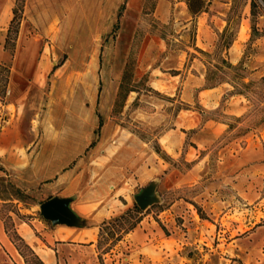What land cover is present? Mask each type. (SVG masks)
Returning a JSON list of instances; mask_svg holds the SVG:
<instances>
[{
    "label": "rangeland",
    "instance_id": "obj_1",
    "mask_svg": "<svg viewBox=\"0 0 264 264\" xmlns=\"http://www.w3.org/2000/svg\"><path fill=\"white\" fill-rule=\"evenodd\" d=\"M263 123L261 0H211L196 18L183 0H0V230L14 212L50 226L39 206L69 198L102 247L148 213L177 231L176 264H264ZM151 180L162 201L142 212ZM219 186L234 204L208 203ZM3 231L0 264H23Z\"/></svg>",
    "mask_w": 264,
    "mask_h": 264
},
{
    "label": "crops",
    "instance_id": "obj_2",
    "mask_svg": "<svg viewBox=\"0 0 264 264\" xmlns=\"http://www.w3.org/2000/svg\"><path fill=\"white\" fill-rule=\"evenodd\" d=\"M260 138L264 139V123L260 126ZM211 197L208 203H212L214 207L217 206L218 208L234 204L237 200V194L221 186H219L218 191H213ZM182 206L180 201H175L170 205L169 209L162 211L160 214L167 211L171 214V210L174 208L179 209ZM114 211L107 217L121 213L117 207ZM211 211H214V209H211ZM150 216L151 214L148 213L142 216L136 226L128 233L122 235L121 239L116 241L109 251L101 253L104 264H163V261H171L173 259H169V255L164 257L163 253H168V249L172 245L170 237L175 236L177 231L168 237L165 236L161 229H158L157 222L153 219L150 220ZM13 221L17 233L44 264H100L98 259L100 251L98 249V241L101 239L99 236L100 223L91 222L86 225L80 224L77 227H70L65 224L47 226L44 221L38 218H32L29 223L23 220ZM250 223L244 224L246 232L251 229ZM2 231L3 229L1 228L0 232ZM251 234L249 232L248 236H251ZM127 240L129 244L136 248V251L135 253L132 252L128 257H120L119 246L120 244H125ZM237 240L234 239L233 242ZM238 251L239 248H234V252ZM126 259L128 261L124 262ZM166 264L176 263L172 260L171 262H166Z\"/></svg>",
    "mask_w": 264,
    "mask_h": 264
},
{
    "label": "trees",
    "instance_id": "obj_3",
    "mask_svg": "<svg viewBox=\"0 0 264 264\" xmlns=\"http://www.w3.org/2000/svg\"><path fill=\"white\" fill-rule=\"evenodd\" d=\"M183 1L186 4L187 12L191 18H196L201 13L207 12L208 8L210 6V3H211V0H183ZM261 1L264 4V0H261ZM123 8L124 7L122 5L118 11V14H117L118 19L120 18L121 14L123 12ZM117 29H118V25L116 24V26H114L113 30L116 31ZM226 65L228 68L232 67V66H230L229 63H227ZM239 67H241L243 70H245L243 63H240ZM55 68H56V66H53L51 71H53ZM126 68H127V66H126ZM211 71H212V69L209 66H207L206 80L208 79L207 77L211 73ZM125 76H126V71L124 72V74L122 76V82L120 84V91H123V89H124ZM100 127H101V122L98 123L97 131L100 129ZM94 143H95V141H92L89 146L90 147L93 146ZM15 191L18 194V197H20L19 196L20 191L18 189H15ZM194 205L196 207L198 214H200V217H202V218L206 217L205 214L202 212V210L196 204H194ZM14 214L19 219H21V220L23 219V216H21L18 212H14ZM9 220H11V217L9 215H7L6 219L3 222L4 232L8 236V238L10 239L11 243L13 244L14 248L16 249V251L18 252L20 257L22 258L24 264H44L41 261V259L35 254V252L31 249V247L27 243H25L23 238L17 233L13 223L12 222H10V224L8 223ZM139 221H140V218H137L136 220L130 222L128 224V226L122 230L121 234H126L129 231H131ZM120 239H121V236H116V238L112 242H110L107 246H104V247H102L101 241H98V249L100 250L99 254H98V259H99L100 264H104L101 253L109 251L113 247V245L116 243V241H118Z\"/></svg>",
    "mask_w": 264,
    "mask_h": 264
},
{
    "label": "water",
    "instance_id": "obj_4",
    "mask_svg": "<svg viewBox=\"0 0 264 264\" xmlns=\"http://www.w3.org/2000/svg\"><path fill=\"white\" fill-rule=\"evenodd\" d=\"M158 184L159 181L152 180L133 196L136 205L142 212L161 203L162 200L157 193ZM70 202L69 198L53 197L48 199L39 206V215L53 226L65 224L70 227H77L80 223L70 208Z\"/></svg>",
    "mask_w": 264,
    "mask_h": 264
},
{
    "label": "bare ground",
    "instance_id": "obj_5",
    "mask_svg": "<svg viewBox=\"0 0 264 264\" xmlns=\"http://www.w3.org/2000/svg\"><path fill=\"white\" fill-rule=\"evenodd\" d=\"M128 26H129V20H127V21L125 22V24H124V28L127 29Z\"/></svg>",
    "mask_w": 264,
    "mask_h": 264
}]
</instances>
